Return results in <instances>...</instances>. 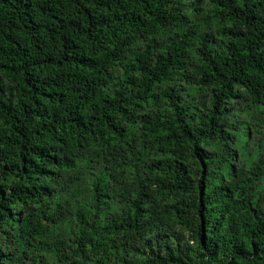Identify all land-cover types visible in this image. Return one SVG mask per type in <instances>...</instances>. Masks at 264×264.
<instances>
[{
	"label": "trees",
	"instance_id": "16d2710c",
	"mask_svg": "<svg viewBox=\"0 0 264 264\" xmlns=\"http://www.w3.org/2000/svg\"><path fill=\"white\" fill-rule=\"evenodd\" d=\"M0 264H264V0H0Z\"/></svg>",
	"mask_w": 264,
	"mask_h": 264
},
{
	"label": "rangeland",
	"instance_id": "374dc122",
	"mask_svg": "<svg viewBox=\"0 0 264 264\" xmlns=\"http://www.w3.org/2000/svg\"><path fill=\"white\" fill-rule=\"evenodd\" d=\"M181 89H182L183 91H185V94H186L188 97L192 98V99H194V96L197 95V94L195 93L196 91H191L190 87H185V86H183ZM201 96L203 97V92H201Z\"/></svg>",
	"mask_w": 264,
	"mask_h": 264
}]
</instances>
